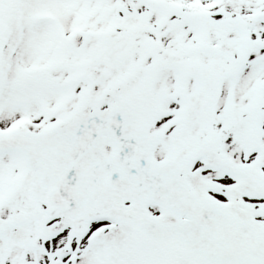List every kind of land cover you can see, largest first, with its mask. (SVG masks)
<instances>
[{
  "label": "snow or ice",
  "instance_id": "snow-or-ice-1",
  "mask_svg": "<svg viewBox=\"0 0 264 264\" xmlns=\"http://www.w3.org/2000/svg\"><path fill=\"white\" fill-rule=\"evenodd\" d=\"M0 264H264V0H0Z\"/></svg>",
  "mask_w": 264,
  "mask_h": 264
}]
</instances>
